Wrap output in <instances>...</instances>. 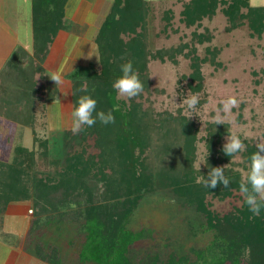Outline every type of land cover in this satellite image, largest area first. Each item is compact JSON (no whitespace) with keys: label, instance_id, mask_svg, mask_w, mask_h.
<instances>
[{"label":"rangeland","instance_id":"obj_1","mask_svg":"<svg viewBox=\"0 0 264 264\" xmlns=\"http://www.w3.org/2000/svg\"><path fill=\"white\" fill-rule=\"evenodd\" d=\"M244 1L246 6L229 16L224 9L230 0H218L211 16L187 26L181 13L189 0H143V20L138 33L147 52L145 74L148 85L143 93L131 100L140 104L141 112L146 113L151 124L146 156L156 182L154 189L140 199L126 223L127 229L144 232L142 238L129 248L132 261L146 253L156 254L161 262L170 254L179 259L184 257L189 262L197 261L200 252L207 257L206 246L214 235L205 225L204 213L157 180L182 176L187 170L195 181H200L211 168L223 166L225 172L236 173L241 180L245 178L249 169V162L243 156L245 151L236 157L227 156L212 167L207 166L204 137L209 126L212 131H222L219 142L222 147L228 135H236L246 146L253 147L258 140L264 139V20L260 31L251 27L255 13H260L259 9L264 12V0ZM111 3L104 2L102 14L108 11ZM165 11L171 15L168 26L162 20ZM68 22L78 32L85 28L82 24ZM24 36L27 37L24 43L29 48V35ZM157 50L173 55L167 56L164 52L163 59L151 57ZM190 56L201 61L202 87L195 92L188 86ZM89 65L98 69V56L92 57ZM46 74L43 79L36 75L40 97L36 102L32 130L18 126L6 138L0 132V162L10 161L17 145L33 148L39 177L60 166H54L52 161L58 157V147L66 132L73 134L71 114L75 109L68 104L66 89L61 99L67 105L61 104L57 91L54 101L46 100V83L51 77ZM193 94L198 95L199 103L195 111H190L182 102ZM230 97H235L238 103L226 113L223 103ZM117 98L130 102L126 97L117 95ZM181 116L191 120L196 128L194 158L188 166L183 160ZM217 116L223 118V124L216 125ZM39 139L47 140L46 155L42 153ZM86 144L89 145L87 151L96 154L97 150L90 146L92 141ZM74 147L80 148L77 144ZM95 184L96 190L92 186ZM90 186L96 191L91 192L92 196L102 190L98 182L91 181ZM55 196L50 197L53 202ZM243 198L240 192L232 190V194L223 198L206 196L205 202L221 217L241 207ZM77 200L69 198L66 204L57 205V210L48 213L34 207L33 197L8 203L0 216V264H94L90 254L82 253V249L88 247L84 239L89 226L82 205H76Z\"/></svg>","mask_w":264,"mask_h":264},{"label":"trees","instance_id":"obj_2","mask_svg":"<svg viewBox=\"0 0 264 264\" xmlns=\"http://www.w3.org/2000/svg\"><path fill=\"white\" fill-rule=\"evenodd\" d=\"M66 1L31 0V49L27 51L16 46L0 68V132L5 138L18 126L32 130L35 124L36 102L40 97L36 75L44 78L43 61L49 46L57 32L70 24L64 18ZM217 3L218 0H189L182 10V21L191 26L205 16H211ZM142 4L143 0H113L94 38L99 68L76 67L69 74L73 108L77 107L81 96L89 95L97 101V111L114 110L115 123L104 125L97 120L93 127L85 128L79 134L66 132L58 147V157L52 161L54 166H60L44 177L38 176L34 149L15 146L11 160L0 162V216L8 203L30 197L34 199V207L47 213L57 210V205L66 204L69 198L77 200L79 197L76 205H82L89 226L84 239L88 247L82 249V253L90 254L94 264H264V208L259 216H254L243 198L241 207L219 217L205 202L209 195L223 198L232 194V190L240 192L241 179L236 173L229 172H225L230 180L227 189L222 184L214 189L206 188L202 180L207 178L209 171L199 183L187 170L182 176L157 180L204 213L205 225L214 235L206 246L207 257L200 252L197 261L189 262L184 257L179 259L170 254L161 262L156 254L146 253L136 261L128 255L129 248L142 238L144 232L127 229V220L140 199L154 189L156 182L146 156L151 124L146 113L141 112L140 104L117 98L112 85L121 75L120 65L131 61L144 89L147 88V52L138 33L143 20ZM241 6H246L244 0H230L224 11L231 16ZM259 12L251 19V27L257 32L264 20V12L261 9ZM170 19V13L165 11L162 20L167 26ZM164 52L167 56L173 55L157 50L150 56L163 59ZM200 64L198 57L190 56L188 86L193 92L202 87ZM46 86V100L54 99L53 81L48 79ZM82 87L87 90L80 91ZM179 123L183 133V160L188 166L194 158L196 128L184 116L180 117ZM221 134V130L212 131L210 126L207 130L204 137L207 166L212 167L227 158L219 144ZM89 140L92 141L90 146L97 150L96 154L87 151ZM38 141L46 155L47 140ZM76 144L79 149L74 147ZM255 151V147L247 145L244 158L250 162ZM91 181L100 183L102 190L98 195H91L97 189L95 184L92 186L96 189L91 190ZM51 196L57 197L53 199L55 202ZM108 199L112 202H106Z\"/></svg>","mask_w":264,"mask_h":264},{"label":"crops","instance_id":"obj_3","mask_svg":"<svg viewBox=\"0 0 264 264\" xmlns=\"http://www.w3.org/2000/svg\"><path fill=\"white\" fill-rule=\"evenodd\" d=\"M107 1L110 3L113 0L66 1L65 19L72 23L82 24L85 28L78 32L69 24L66 29H60L51 42L43 61L44 75L49 73L52 76L57 71L62 70V84L56 85L53 82L54 90L57 91L61 104L67 105L65 100L62 101L61 99L64 95V89H66L68 91V104L72 105L69 74L77 66H87L91 58L97 56V45L94 38L101 21L108 12L101 13L103 4ZM24 35H29V48L24 43L27 41V37ZM31 43V0H0V68L16 46L20 45L29 51ZM59 111L63 113L62 108ZM60 125H62V121H60Z\"/></svg>","mask_w":264,"mask_h":264},{"label":"clouds","instance_id":"obj_4","mask_svg":"<svg viewBox=\"0 0 264 264\" xmlns=\"http://www.w3.org/2000/svg\"><path fill=\"white\" fill-rule=\"evenodd\" d=\"M92 56V55H91ZM89 56V57H91ZM121 75L113 82V89L118 96L126 97L129 100L139 96L144 91V85L140 81L138 73L134 71L131 61L120 65ZM50 79L56 85L62 84V70L54 73ZM82 87L80 91H86ZM199 103L196 94L187 96L183 99L182 105H186L187 110L195 111ZM235 97H230L223 103V111L230 112L232 107L237 105ZM114 111V110H113ZM113 111H97V101L89 95H83L77 102V107L72 112L71 132L79 134L85 128H91L99 120L100 123L108 125L115 123ZM95 113V116L93 115ZM191 117V116H190ZM217 124H223V118L217 116L214 120ZM246 144L236 135H228L222 151L229 157H236L238 153L246 151ZM256 151L250 156L249 169L244 179L239 184V191L244 196V203L254 216H259L261 209L264 208V139L255 143ZM200 168V166H199ZM225 166L213 167L208 172L207 178L202 180L206 188H216L222 184L224 189L230 185V180L225 176ZM201 182L198 180V183Z\"/></svg>","mask_w":264,"mask_h":264}]
</instances>
